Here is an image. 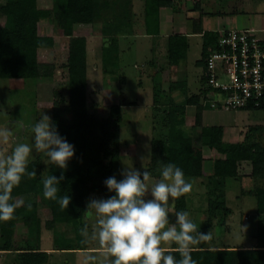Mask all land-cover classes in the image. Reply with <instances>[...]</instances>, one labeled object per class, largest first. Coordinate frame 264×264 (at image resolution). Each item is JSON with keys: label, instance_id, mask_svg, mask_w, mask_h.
Masks as SVG:
<instances>
[{"label": "trees", "instance_id": "obj_1", "mask_svg": "<svg viewBox=\"0 0 264 264\" xmlns=\"http://www.w3.org/2000/svg\"><path fill=\"white\" fill-rule=\"evenodd\" d=\"M144 1V24L148 34H157L159 30V8L163 0ZM41 0H0V78L33 80L52 79L56 67L53 62L43 59L40 54L54 47V37L41 35L38 23L46 18L53 26L54 34L65 36L67 58L63 67L67 70L66 106L64 113L58 110V89H52L54 112L52 121L59 133L75 146V155L65 169L48 163L47 175H63L59 195H71L68 209L43 196V185L39 161L28 164V171L36 172L35 177L25 175L21 183L13 189L12 196L17 202L24 203L17 207L15 215L7 221H0V250L17 251L22 260L20 264H46L49 253L40 248L41 211L47 217L45 224L52 230L53 237L59 234L57 227L70 225L79 240V246L57 247L61 250L86 249L80 229L84 225L83 211L90 192L99 191L100 181L115 175L121 179L119 169L121 106L130 104L125 93H119L118 102L109 109L108 116L91 113L88 110V78L86 36L92 34L95 24L105 19L107 25L101 26L102 32H120L113 11L123 12L126 23L129 20L131 0H49L48 6ZM217 32L205 31L202 35L201 58L214 47ZM187 40L185 36L169 37V61L178 64L186 57ZM119 76V81H123ZM204 83V77H203ZM198 95L187 96L184 103L177 104L168 99L165 105L153 99V108L157 114L166 118V125L160 135L152 137L150 145V167L153 176H160L159 169L167 162L181 167L185 177L202 175L203 153L201 147L193 143L192 132L183 128L185 107ZM203 105H209L205 103ZM203 107L196 102L195 125L200 129L201 146L215 149L222 157L212 163V175L216 177H234L238 175V166L249 161L251 176L264 178V148L257 143L247 141L225 145L224 130L220 125H203L201 112ZM264 109L263 105L240 110ZM68 114L69 117L63 115ZM247 139V136L245 140ZM225 146V147H224ZM46 175V176H47ZM208 182L212 178L208 177ZM214 184L222 185L215 180ZM217 194V193H216ZM221 194V193H220ZM254 195L256 210L264 213V187L248 190ZM30 205V206H29ZM175 209L185 208V197L175 199ZM216 209L228 211L222 195H214L208 200L209 212ZM21 228L22 233L17 234ZM203 232V231H202ZM19 237L17 240H15ZM78 243V242H77ZM263 245L242 248H211L197 245L192 256L197 264H264ZM166 252L179 255L171 245Z\"/></svg>", "mask_w": 264, "mask_h": 264}, {"label": "rangeland", "instance_id": "obj_2", "mask_svg": "<svg viewBox=\"0 0 264 264\" xmlns=\"http://www.w3.org/2000/svg\"><path fill=\"white\" fill-rule=\"evenodd\" d=\"M42 4L48 6L50 3H46L49 0H41ZM246 4L236 5L235 7L223 8L222 17H226L231 20L229 27L242 28L241 25L235 24L242 18L246 17L254 18V26L256 29L264 28V0H248ZM252 21V20H251ZM47 22L46 18H42L39 23L42 25ZM249 22V21H248ZM41 24H39L41 26ZM235 24V25H234ZM234 26V27H233ZM254 28V29H255ZM61 38L57 37L55 42L56 47L60 43ZM198 38L191 39V49L188 53L187 60L185 62L186 86L190 90H196L197 83L193 82L192 74L200 72V68H196L195 61L200 56V42ZM40 56L43 59H47L53 62L56 70L52 79H43L37 83L33 80H21V79H7L0 78V128L5 124L11 129L14 124L19 122L21 125L18 135L7 144L0 143V155L10 154L16 144L33 142L32 125L40 118L41 114H45L52 117L54 112L53 94L52 89L60 90L58 96L62 99L58 102V111L63 114L64 107L66 106V84H67V70L63 69V65L66 62V50L60 51L53 47L50 51L41 52ZM181 66V64H179ZM91 87L88 88V110L91 113H97L104 116H108L109 109L112 105H115V98L108 95L107 86L104 88L99 79L95 80L91 78ZM107 93V95H106ZM117 99V98H116ZM147 104V102L145 103ZM163 105L166 102H162ZM148 107H146L147 109ZM229 111V110H226ZM236 117H244V123L249 120V125H242L240 129V137L233 139V142L225 143L235 144L237 142L247 141L248 143H257L260 147L264 148V109H253L250 111L238 110ZM69 117L65 113L63 115ZM122 120L120 124V143H119V169L122 174L129 167L143 171L149 170L150 167V145L152 137L158 136L164 130L166 125V118L160 116L156 112L151 114V111L145 110L144 105L138 109L123 108ZM240 124L242 121H239ZM238 122V123H239ZM243 124V123H242ZM183 128L192 132L193 143L197 147H201L200 129L195 125V114L185 113ZM247 136V139L245 140ZM225 147V146H224ZM208 156L220 157L222 154L214 150H207ZM208 159V158H207ZM33 160L39 161V168L41 174L46 176L48 173L47 158L39 152L33 150L32 155L29 158V162ZM242 163V162H241ZM244 163V164H243ZM238 166V172L241 175H246L250 172V162L243 161ZM203 168H207V164ZM151 173V172H150ZM122 176V175H121ZM160 176H153L151 174L149 183H155ZM192 185L191 190L188 193L183 194L185 197L184 211H188L191 218L197 224V228L203 233H210V242L213 244H228V245H249L254 246L256 238V245L261 241H264V213H258L256 210V200L254 195L248 194L244 190H253L256 187H264V178L256 179L253 177V182L247 177H242L239 181H228V183L214 184L208 182L207 178L203 180L202 185L196 182V179L192 177H185ZM105 180L100 181L99 191H92L89 193L86 199V205L90 199L93 198H108L113 195L107 189L104 184ZM249 181V182H247ZM252 186V187H251ZM243 190V191H241ZM217 193V194H216ZM221 193V194H220ZM214 195H222L225 205L228 207V211L216 209L214 212L208 210V200ZM147 198H151L150 194ZM173 206L170 208L169 219L171 222L175 221V213L181 211L175 209ZM45 212L41 211V247L52 246L53 249L64 246H79V240H77L73 229L70 225H60L57 227L59 234L58 238L53 237L52 230L45 224L46 222ZM84 219V217L82 218ZM254 227V228H253ZM254 229V231H253ZM256 229V230H255ZM17 234L23 232L21 228L17 229ZM92 226H89L91 232ZM21 235V234H20ZM256 236V237H255ZM17 237L15 240H17ZM78 242V243H77ZM209 242V243H210ZM86 245V251L92 253H98L100 250L97 241L84 242ZM93 248V249H91ZM170 245H165V250L169 249ZM55 250V249H54ZM84 249H77L67 252H61V249H56L55 254H49L46 264H79V256ZM21 256L17 251L0 250V264H20Z\"/></svg>", "mask_w": 264, "mask_h": 264}, {"label": "clouds", "instance_id": "obj_3", "mask_svg": "<svg viewBox=\"0 0 264 264\" xmlns=\"http://www.w3.org/2000/svg\"><path fill=\"white\" fill-rule=\"evenodd\" d=\"M8 124L0 128V143L7 144L20 131L19 122L11 129ZM32 132L31 144H16L10 154L0 155V221L12 219L17 207L24 203L17 202L12 192L25 175L36 176L35 171H28L33 150L47 158L46 164L60 169H65L75 155V146L44 112L32 125ZM159 173L158 181L151 184L148 170L132 167L119 180L115 175L105 179L104 184L113 195L88 201L80 229L84 242L97 241L100 250L82 251L79 264H197L193 249L210 239V233L201 232L188 211L176 212L174 222L169 219L174 200L188 193L192 185L183 169L173 162L165 163ZM63 179V175L53 174L42 177L43 196L68 209L71 195H59ZM149 194L151 198H147ZM166 244L174 245L179 255L166 252Z\"/></svg>", "mask_w": 264, "mask_h": 264}, {"label": "crops", "instance_id": "obj_4", "mask_svg": "<svg viewBox=\"0 0 264 264\" xmlns=\"http://www.w3.org/2000/svg\"><path fill=\"white\" fill-rule=\"evenodd\" d=\"M163 2L164 3L159 8V30L157 34H148L146 32L143 0H131L128 13L130 16L126 23H122L123 20L125 21L124 12L120 14L121 11H113L114 17L119 21L118 25L123 29L120 32H112L113 30L102 32L101 26L107 25L105 19L95 24L92 34L86 36L88 88L91 87L89 81L91 78L95 80L99 79L104 88L107 86V93L110 97L115 98V103L118 102L120 92L126 94L130 104L122 105L121 113L122 109L125 107L138 109L144 105L145 110L148 112L151 111L152 115L153 112L155 113L157 111L152 106L155 97L160 100V102H167L168 99H170L174 103L181 104L185 102L187 96L198 95L197 100L195 98L191 104L186 105L185 113H192L194 115L196 111V102H198V104L203 107L201 112L202 124L222 126L224 130L223 141L225 143L233 142V139L240 137L239 133L242 125H249V120L244 123V117L248 115L243 118H241L242 116L236 117L235 111H226L212 108L209 105H203L205 94L203 64L198 62L201 57L195 61L196 68L199 67L200 72L192 74L193 82L198 84L194 91L186 86V75L184 74L187 68L185 67V62L191 49L192 38H198L197 43L198 41L200 42L201 56L202 35L205 31L218 32L222 29L232 28L229 27L232 25L231 20L221 15L223 8L235 7L236 5H240L241 7V5L249 1L163 0ZM260 20L264 21V18ZM39 24L41 23H38L39 33L41 35L53 36L54 48L60 49V51L66 50L67 53L68 38L55 35L53 26L48 20L43 25L41 24V26ZM235 24L238 26L241 25L239 27L242 28H255L251 26L254 25L253 17L252 19L249 18V20L244 17ZM260 29L262 28H258L257 30ZM172 35L185 36L187 40L186 57L178 64H171L169 61V37ZM57 37L61 38L60 43L57 45L58 47L55 45ZM179 64H181V66ZM62 68L66 70L65 67ZM119 76L124 78L122 82L119 81ZM146 102L147 104H145ZM146 107L148 108L146 109ZM158 111L160 112V110ZM240 120L243 124H240ZM205 148H207V150H214L207 146H202V149H204L202 150L203 167L207 164V168H203L202 175L192 176V178L196 179V182L200 184L208 177L212 178V182L215 180L224 183H228V181L236 182L242 177H247V180L250 179L251 183L253 182L251 165H249L250 172L246 175L240 176V173L237 171L238 175L234 177L222 178L213 176L212 163L216 158L222 156H208ZM242 163H240L239 166ZM201 185L202 183L200 186ZM244 191L248 192V190ZM41 240V250L47 251L50 255L55 254L56 250H54L52 246L41 247ZM256 241L258 242L257 238ZM256 241L254 246H249L247 244H213V242H210V239H208L201 241L199 245H202L204 248H251L263 245V241L257 245ZM67 251L72 250H61V252Z\"/></svg>", "mask_w": 264, "mask_h": 264}, {"label": "built area", "instance_id": "obj_5", "mask_svg": "<svg viewBox=\"0 0 264 264\" xmlns=\"http://www.w3.org/2000/svg\"><path fill=\"white\" fill-rule=\"evenodd\" d=\"M204 102L237 111L264 103V29L231 28L217 32L204 58Z\"/></svg>", "mask_w": 264, "mask_h": 264}]
</instances>
